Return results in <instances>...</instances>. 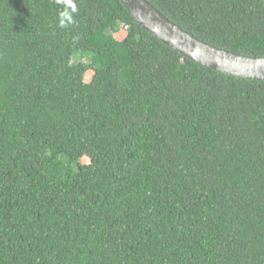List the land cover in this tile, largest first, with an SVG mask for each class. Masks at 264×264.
<instances>
[{
  "label": "trees",
  "instance_id": "trees-1",
  "mask_svg": "<svg viewBox=\"0 0 264 264\" xmlns=\"http://www.w3.org/2000/svg\"><path fill=\"white\" fill-rule=\"evenodd\" d=\"M146 1L264 58V0ZM0 264H264V81L118 0H0Z\"/></svg>",
  "mask_w": 264,
  "mask_h": 264
},
{
  "label": "water",
  "instance_id": "water-1",
  "mask_svg": "<svg viewBox=\"0 0 264 264\" xmlns=\"http://www.w3.org/2000/svg\"><path fill=\"white\" fill-rule=\"evenodd\" d=\"M139 27L189 61L229 77L264 81V58L246 57L199 41L168 21L146 0H118Z\"/></svg>",
  "mask_w": 264,
  "mask_h": 264
},
{
  "label": "rangeland",
  "instance_id": "rangeland-1",
  "mask_svg": "<svg viewBox=\"0 0 264 264\" xmlns=\"http://www.w3.org/2000/svg\"><path fill=\"white\" fill-rule=\"evenodd\" d=\"M79 60H80V58H78V57H76V58L74 59L75 62H78Z\"/></svg>",
  "mask_w": 264,
  "mask_h": 264
}]
</instances>
